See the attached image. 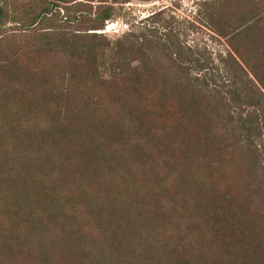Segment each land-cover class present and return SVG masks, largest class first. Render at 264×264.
I'll use <instances>...</instances> for the list:
<instances>
[{"label":"rangeland","instance_id":"1","mask_svg":"<svg viewBox=\"0 0 264 264\" xmlns=\"http://www.w3.org/2000/svg\"><path fill=\"white\" fill-rule=\"evenodd\" d=\"M1 1L25 14L36 12L41 0ZM72 1L77 2L69 12L74 15L100 2ZM110 3L116 17L105 30L95 31L106 41L116 43L145 25L166 28L180 33L207 65L231 78L224 83L233 96L213 91L208 98L224 146L214 169L217 176L195 166L191 174L197 186L191 187L177 163L167 165L158 158L155 164L141 163L142 150L163 148L140 142L130 122L113 157L107 148L104 156L96 155L104 140L98 125L104 122L111 130L120 106L95 90L100 82L72 81L75 57L62 50L37 56L38 42L9 24L5 39L0 31V62L7 60L9 70L3 77L0 64V264H173L174 253H179L176 264H230L226 245L233 249L236 244L227 238L226 244L224 236L212 231L214 207L244 210L264 233V149L258 151L251 141L258 131L250 134L244 124L246 115H260L264 130V92L249 69L256 68L257 59L264 62V0ZM147 53L159 70L176 77L177 67L163 49ZM21 68L23 81H12L11 69ZM49 71L60 76L52 80L49 75V82L35 88L29 84ZM195 77L202 74L195 72ZM51 89L65 94L71 104L67 110L46 95ZM107 210L133 211L121 215L124 228L132 219L145 223L127 233L118 231L119 225L104 229Z\"/></svg>","mask_w":264,"mask_h":264},{"label":"trees","instance_id":"2","mask_svg":"<svg viewBox=\"0 0 264 264\" xmlns=\"http://www.w3.org/2000/svg\"><path fill=\"white\" fill-rule=\"evenodd\" d=\"M2 3L1 1L0 31L3 32V39L10 34V26H16L23 37L38 42L39 48L34 52L37 56L52 54L58 50L72 55L77 60L69 72L72 81L82 84L100 82L101 86L95 90L102 96H111L113 103L120 106L121 114L111 130L104 126V122L98 125L104 140L103 148L96 155L104 156V150L107 148V153L113 157L123 144L125 130L130 122L140 142L158 144L159 148L164 149L153 153L142 150L141 163L153 164L156 158L163 159L164 163L171 166L177 163L180 165L182 178H185V183L191 184V187L197 186V181L191 174L195 166L209 172L212 177L217 176L214 169L223 158L224 146L221 138L216 135L220 128L208 112L211 109L208 98L213 91L233 96L234 91H225L227 86L224 83L231 78L227 72H216L207 65L206 58L183 42L180 33L168 32L166 28H146L145 25L140 33L133 32L113 43L106 41L102 34L95 33L105 30L106 24L116 17L114 5L110 0H100L98 6H92L75 15L69 13L71 7L77 4L72 0H41L37 3L36 12L28 11L25 14H19L16 10L9 9L7 3ZM47 24H50L51 28H44ZM74 27H77L76 30H72ZM83 27L87 30H82ZM153 47L163 49L172 59L178 70L175 78L159 70L151 61L147 52ZM108 51L113 53L106 55ZM5 63L7 64V60L3 61V65L0 62L2 75L7 78L9 70ZM249 69L264 92V62L257 59L256 68ZM11 72L15 75L12 81H23V76L18 74L23 72L22 68L18 71L11 69ZM195 72L201 73L202 77L193 79ZM47 74L35 75L29 84L35 88L40 83L49 82V75L52 80L60 76L52 71ZM104 75H109L110 78L104 80ZM46 95H52V99L63 109L67 110L71 105L68 100H64L65 94L63 98L62 94L53 89ZM170 106L174 109L169 108ZM253 116L246 115L244 124L248 133L258 131L251 141L256 143L255 147L259 151L264 149L262 116ZM194 128H197L198 132H194ZM139 151L135 153L139 154ZM145 210L153 211L149 208ZM132 212L116 213L107 210L109 217L104 222L101 220L104 223L102 228L108 224L113 225V230L119 225L118 231L127 233L136 225L145 223L143 220L134 223L132 219V224L126 222V227L124 228V223L122 227L121 215L124 218L125 213L133 215ZM211 229L236 244L233 249L231 245H226L229 249L230 264H264V233L244 210L224 207L222 211L214 207ZM110 235L116 237L114 233ZM227 239L224 241L229 244ZM178 255L174 253L173 264L178 262Z\"/></svg>","mask_w":264,"mask_h":264}]
</instances>
